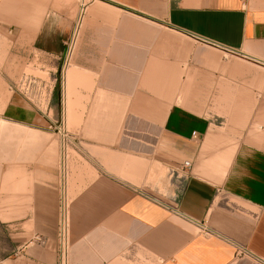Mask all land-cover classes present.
<instances>
[{
    "label": "crops",
    "instance_id": "1",
    "mask_svg": "<svg viewBox=\"0 0 264 264\" xmlns=\"http://www.w3.org/2000/svg\"><path fill=\"white\" fill-rule=\"evenodd\" d=\"M81 2L0 0V264H60L61 118L66 264H264V0ZM76 24L44 115L20 76Z\"/></svg>",
    "mask_w": 264,
    "mask_h": 264
},
{
    "label": "built area",
    "instance_id": "2",
    "mask_svg": "<svg viewBox=\"0 0 264 264\" xmlns=\"http://www.w3.org/2000/svg\"><path fill=\"white\" fill-rule=\"evenodd\" d=\"M87 3L82 0L81 14L86 10ZM194 39L207 47H213L225 51L227 55H231L230 51L224 46L215 43L209 39L194 36ZM77 41V24L70 39L65 42V52L62 58L61 74L64 75L72 64L74 51ZM61 80V87L65 86ZM18 90L21 92L35 107L44 115H49L51 110V101L55 91L54 86H50L45 81H38L30 75H24L19 83ZM54 131L60 140L61 149V166H60V200H59V226H58V247L60 264H66V259L71 246V200L68 195V177L70 172V151L76 146V140L65 125V121L61 118L53 125ZM185 168L190 169V163H185ZM245 252L239 251L237 257H243Z\"/></svg>",
    "mask_w": 264,
    "mask_h": 264
},
{
    "label": "rangeland",
    "instance_id": "3",
    "mask_svg": "<svg viewBox=\"0 0 264 264\" xmlns=\"http://www.w3.org/2000/svg\"><path fill=\"white\" fill-rule=\"evenodd\" d=\"M85 3H89V0H85ZM82 4V2H81ZM86 11V10H85ZM86 12H84L83 14H81V9L79 11V18H82L85 15ZM61 67H62V62L60 64L59 70L57 72H41V70H39L37 67L34 68L33 65H30L29 67L25 68V70L23 71V74L20 76V79L24 76V75H30L31 77L37 79L38 81H45L46 83H48L50 86H54V88L56 89L57 87H61V80L64 79L63 83H65V81L67 80V72L68 69L66 70V72H64V75L61 74ZM70 68V67H69ZM19 79V81H20ZM66 79V80H65ZM74 156V152L73 150L70 151V159L71 157Z\"/></svg>",
    "mask_w": 264,
    "mask_h": 264
}]
</instances>
